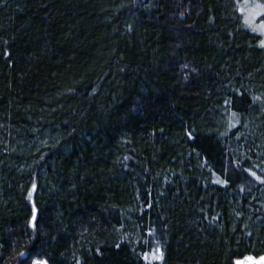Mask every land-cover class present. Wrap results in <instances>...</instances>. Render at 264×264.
<instances>
[{
	"label": "trees",
	"instance_id": "16d2710c",
	"mask_svg": "<svg viewBox=\"0 0 264 264\" xmlns=\"http://www.w3.org/2000/svg\"><path fill=\"white\" fill-rule=\"evenodd\" d=\"M257 5L0 0V264L264 256Z\"/></svg>",
	"mask_w": 264,
	"mask_h": 264
},
{
	"label": "rangeland",
	"instance_id": "374dc122",
	"mask_svg": "<svg viewBox=\"0 0 264 264\" xmlns=\"http://www.w3.org/2000/svg\"><path fill=\"white\" fill-rule=\"evenodd\" d=\"M255 11H259L260 12V14L257 15L259 17H260V15L261 16L264 15V11L263 10H255ZM252 13L255 14V12L248 13V14H251V15H250V17L248 15V18H246V21H248V23H251V24L257 22V24H254L255 27L254 28L252 27V28L256 29V31L259 32L261 34V36L263 37V39H264V28H261V25L264 24V20L258 21L256 19L257 16L255 17L256 14L253 15ZM255 19H256V21H255ZM158 255H159V246L156 245L154 247V250H153V256L157 258ZM29 264H45V262L43 260L33 259V260H31L29 262ZM235 264H264V256L253 257L251 255H247V256H245V257H243L241 259H237L235 261Z\"/></svg>",
	"mask_w": 264,
	"mask_h": 264
},
{
	"label": "snow or ice",
	"instance_id": "6c2138e0",
	"mask_svg": "<svg viewBox=\"0 0 264 264\" xmlns=\"http://www.w3.org/2000/svg\"><path fill=\"white\" fill-rule=\"evenodd\" d=\"M257 9H258V10H264V5H257ZM255 14H256V15H259L260 12L257 11ZM261 28H264V24L261 25Z\"/></svg>",
	"mask_w": 264,
	"mask_h": 264
}]
</instances>
